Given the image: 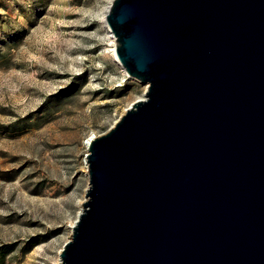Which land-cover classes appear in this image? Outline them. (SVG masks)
I'll use <instances>...</instances> for the list:
<instances>
[{
    "label": "water",
    "instance_id": "water-1",
    "mask_svg": "<svg viewBox=\"0 0 264 264\" xmlns=\"http://www.w3.org/2000/svg\"><path fill=\"white\" fill-rule=\"evenodd\" d=\"M146 85L87 140L55 264H264V0H111Z\"/></svg>",
    "mask_w": 264,
    "mask_h": 264
},
{
    "label": "rangeland",
    "instance_id": "rangeland-1",
    "mask_svg": "<svg viewBox=\"0 0 264 264\" xmlns=\"http://www.w3.org/2000/svg\"><path fill=\"white\" fill-rule=\"evenodd\" d=\"M109 1L0 0V245L15 243L0 264L58 261L87 140L145 92L110 51Z\"/></svg>",
    "mask_w": 264,
    "mask_h": 264
},
{
    "label": "trees",
    "instance_id": "trees-1",
    "mask_svg": "<svg viewBox=\"0 0 264 264\" xmlns=\"http://www.w3.org/2000/svg\"><path fill=\"white\" fill-rule=\"evenodd\" d=\"M33 243H34V240H29L27 243L28 245L26 246V249L31 247ZM14 244L15 243L0 245V263L3 262L5 254L10 251V249L12 248Z\"/></svg>",
    "mask_w": 264,
    "mask_h": 264
},
{
    "label": "bare ground",
    "instance_id": "bare-ground-1",
    "mask_svg": "<svg viewBox=\"0 0 264 264\" xmlns=\"http://www.w3.org/2000/svg\"><path fill=\"white\" fill-rule=\"evenodd\" d=\"M110 1H111V0H110ZM110 1H109V3H110ZM109 3L106 5V7H105V9H104V12H103V16H102L101 18H102V22H103L104 26L107 28V30H108V32H109V35H110V37H111V39H112V41H113V45H112L110 51H111V53H112V56L115 57V53H114V49H115V37L113 36V34L111 33V31L109 30L107 24L105 23V14H106V12H107V10H108ZM115 59H116V58H115ZM124 71H125V70H124ZM125 76H126V75H125ZM90 138H91V137H90ZM86 143H87V142H86ZM73 223H74V221L71 222V226L73 225Z\"/></svg>",
    "mask_w": 264,
    "mask_h": 264
}]
</instances>
